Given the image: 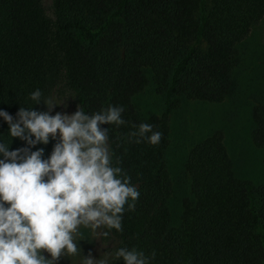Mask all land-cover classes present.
Segmentation results:
<instances>
[{"label":"trees","instance_id":"obj_1","mask_svg":"<svg viewBox=\"0 0 264 264\" xmlns=\"http://www.w3.org/2000/svg\"><path fill=\"white\" fill-rule=\"evenodd\" d=\"M54 16L42 0H0V264H57L15 215L20 199L50 202L58 188L67 153L48 110L64 78L82 101L77 132L109 142L115 264H264V184L236 175L224 131L189 152L192 196L178 227L167 159L178 99L227 98L264 0H54ZM148 70L167 106L143 117L134 97ZM252 119L264 148V103Z\"/></svg>","mask_w":264,"mask_h":264},{"label":"rangeland","instance_id":"obj_2","mask_svg":"<svg viewBox=\"0 0 264 264\" xmlns=\"http://www.w3.org/2000/svg\"><path fill=\"white\" fill-rule=\"evenodd\" d=\"M47 15L54 18V0H42ZM232 91L222 102L177 98L169 114L167 159L173 180L170 197L172 225L181 224L183 200L191 197V177L185 163L191 148L217 129L225 143L236 175L255 184H264V148L252 140V112L264 103V18L237 46ZM150 79L146 89L134 97L143 117L162 115L166 95ZM176 99V98H175ZM82 101L66 81L54 89L48 120L66 148V164L50 202L34 196L30 204L18 201L15 225L35 236L46 255L57 264H115L118 246L106 235L108 223V140L97 132L81 135L76 126L82 117ZM25 178V177H24Z\"/></svg>","mask_w":264,"mask_h":264}]
</instances>
